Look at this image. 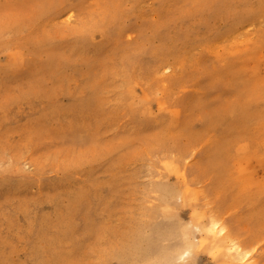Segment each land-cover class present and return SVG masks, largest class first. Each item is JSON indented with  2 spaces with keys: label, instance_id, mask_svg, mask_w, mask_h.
Wrapping results in <instances>:
<instances>
[{
  "label": "rangeland",
  "instance_id": "obj_1",
  "mask_svg": "<svg viewBox=\"0 0 264 264\" xmlns=\"http://www.w3.org/2000/svg\"><path fill=\"white\" fill-rule=\"evenodd\" d=\"M0 264H264V0H0Z\"/></svg>",
  "mask_w": 264,
  "mask_h": 264
},
{
  "label": "bare ground",
  "instance_id": "obj_2",
  "mask_svg": "<svg viewBox=\"0 0 264 264\" xmlns=\"http://www.w3.org/2000/svg\"><path fill=\"white\" fill-rule=\"evenodd\" d=\"M246 256H247V254H245V257H246ZM245 257H243V258H245ZM243 258H242V259H243Z\"/></svg>",
  "mask_w": 264,
  "mask_h": 264
}]
</instances>
